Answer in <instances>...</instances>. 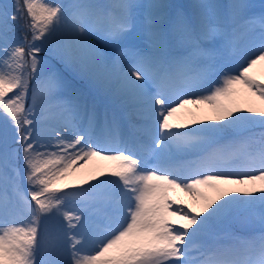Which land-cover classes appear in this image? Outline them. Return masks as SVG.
I'll return each instance as SVG.
<instances>
[{
  "label": "snow or ice",
  "instance_id": "obj_1",
  "mask_svg": "<svg viewBox=\"0 0 264 264\" xmlns=\"http://www.w3.org/2000/svg\"><path fill=\"white\" fill-rule=\"evenodd\" d=\"M252 9L0 3V264H264Z\"/></svg>",
  "mask_w": 264,
  "mask_h": 264
},
{
  "label": "rangeland",
  "instance_id": "obj_2",
  "mask_svg": "<svg viewBox=\"0 0 264 264\" xmlns=\"http://www.w3.org/2000/svg\"><path fill=\"white\" fill-rule=\"evenodd\" d=\"M14 2V0H0V3H6L8 5H12ZM50 2H54V0H50ZM55 2H62V0H55ZM140 2L142 3H146L148 2V0H140ZM155 2H164V3H169V0H155ZM201 0H181V4L183 3V6H189V5H193L196 3H200ZM219 2L222 3H227L228 0H219ZM247 3L253 5V9L252 11L259 15L260 13L264 12V8L261 7V5H264V0H246ZM108 103V101H105ZM206 112H208V114L210 115V111L209 110H205ZM95 167V162H92L88 165V169H85V171H88L92 168ZM174 197L176 195H179L180 197H182L183 199H185L186 201L189 199L187 196H185V194L183 193H173L172 194ZM179 206V205H176Z\"/></svg>",
  "mask_w": 264,
  "mask_h": 264
}]
</instances>
